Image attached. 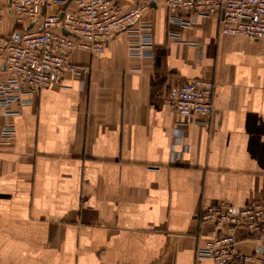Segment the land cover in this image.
I'll return each mask as SVG.
<instances>
[{
	"label": "crops",
	"instance_id": "0c3cea01",
	"mask_svg": "<svg viewBox=\"0 0 264 264\" xmlns=\"http://www.w3.org/2000/svg\"><path fill=\"white\" fill-rule=\"evenodd\" d=\"M8 2L0 37L17 40ZM119 3L147 7L153 57H131L117 35L98 57L71 55L88 77L67 75L14 116L0 107V133L15 129L0 136V264H213L198 256L216 232L200 215L264 203V41L222 35L217 17L173 26L165 0ZM195 79L215 83L214 111L180 128L166 99ZM234 237L236 251L262 252Z\"/></svg>",
	"mask_w": 264,
	"mask_h": 264
},
{
	"label": "built area",
	"instance_id": "2783aa9c",
	"mask_svg": "<svg viewBox=\"0 0 264 264\" xmlns=\"http://www.w3.org/2000/svg\"><path fill=\"white\" fill-rule=\"evenodd\" d=\"M58 1L8 2L7 11L21 31L17 40L0 37V69L8 77L0 84V107L6 115H16L11 105L32 104L36 94L60 85L67 75L88 77V68L70 60L76 51L98 57L115 36L122 34L130 38L131 57L154 56L153 25L146 18V6L125 10L119 0H70L74 9L61 12L55 10ZM165 3L173 26L190 29L198 19L217 17L222 35L264 41V0H165ZM175 35L172 37L178 36ZM214 89L213 81L195 79L170 90L166 104L181 119L178 127L206 124L199 119L212 115ZM14 134L13 124H8L0 136L10 139ZM200 219L214 224L216 232L206 248L198 252L199 257L213 264H264V203L255 202L235 210L225 202L207 208ZM239 229L249 234L261 253L245 255L235 250L234 233Z\"/></svg>",
	"mask_w": 264,
	"mask_h": 264
},
{
	"label": "water",
	"instance_id": "95a60500",
	"mask_svg": "<svg viewBox=\"0 0 264 264\" xmlns=\"http://www.w3.org/2000/svg\"><path fill=\"white\" fill-rule=\"evenodd\" d=\"M64 34H66V35H67L68 33H67V32H64Z\"/></svg>",
	"mask_w": 264,
	"mask_h": 264
}]
</instances>
